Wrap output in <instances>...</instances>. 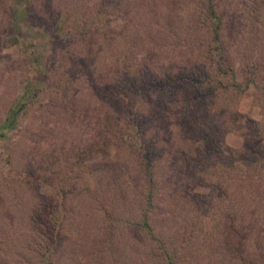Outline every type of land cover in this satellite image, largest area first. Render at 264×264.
<instances>
[{"label":"rangeland","instance_id":"obj_1","mask_svg":"<svg viewBox=\"0 0 264 264\" xmlns=\"http://www.w3.org/2000/svg\"><path fill=\"white\" fill-rule=\"evenodd\" d=\"M78 1H85L88 16L99 7V0ZM4 4L0 0V24L8 25ZM29 4L15 41L0 38V123L10 108L23 103L14 122L1 128L0 264H40L43 245L50 241L53 246L59 238L78 264H147L149 241L129 222L136 214L140 183L131 140L114 135L99 144L96 137L105 159L99 173L72 171L65 178L67 193L57 191L77 148L90 141L94 129L99 131L102 85L94 80L93 87L84 74L99 67V41L91 44L76 36L72 42L53 28L41 30L42 2ZM208 5L214 18L206 16ZM104 7L101 29L107 24L115 28L116 49L141 43L132 45L123 33L164 34L154 46L163 50L151 61L156 73L170 61L200 63V51L213 43L209 24L213 19L219 23L221 63L228 70L216 75L228 88L218 90L207 111L198 109L197 115L207 118L210 131L218 130L221 139L208 149L198 139L186 146L175 138L178 133L172 137L176 159L167 167L172 153L167 157L162 149L157 171L172 175L177 187L162 189L155 216L171 235L174 264H264V0H106ZM111 12L116 13L113 19ZM129 15H135L132 22ZM142 43L149 49L150 41ZM139 55L133 56L134 65ZM40 65L46 69L44 79L38 76ZM231 81L242 90H230ZM58 208L70 210L64 227L73 232L66 237L64 228L49 227ZM103 208L121 217L114 226L106 227ZM59 251L49 255L54 264L65 262Z\"/></svg>","mask_w":264,"mask_h":264},{"label":"trees","instance_id":"obj_2","mask_svg":"<svg viewBox=\"0 0 264 264\" xmlns=\"http://www.w3.org/2000/svg\"><path fill=\"white\" fill-rule=\"evenodd\" d=\"M105 1L99 0V7L91 8L93 9L91 10L92 16H88L83 10V7L86 6L85 1L41 0L43 20L37 24L41 30L46 31L53 28L57 34L59 32L66 34L65 40L72 42L76 36L86 38L87 42L91 44L99 41V67H93L84 73L89 76L90 80H93L89 83L90 85L94 87L95 81L99 82V87L102 85V90L99 91V131L94 129L95 132H93L90 141L77 148L73 160L69 162L68 169L57 184V191L59 195L67 193L65 178L70 177L72 171L83 170L84 175L99 173L105 159L102 158L103 149L97 145L98 138L99 144L114 135L124 136L128 141L131 140L138 158L140 183L137 189L136 214L129 222L136 231H142L149 241L147 264H174L175 256L172 251L174 248L168 244L167 240L171 235L162 225L158 224L159 218L155 215L162 189L167 186L174 187L177 182L170 174L166 176L159 174L157 171L160 167L158 154L162 149H167V157L172 153L170 151L173 145L172 137L174 138L176 133L178 136L175 138L186 146L187 144L193 146L196 139L203 143L204 148L209 149L212 141L219 145L222 134L215 128L210 131V128L213 129V125L209 123V120L207 118L198 120L197 115L198 109L207 111L206 106L218 90L222 92L228 88V84L216 75L228 70L227 66L221 63L222 52L217 42L219 23L213 19L209 24L210 38L208 41L213 43L208 42L209 45L200 51V63L195 60L193 62L180 60L181 63L174 61L172 64L170 61L167 68L162 69L161 73H156L151 68V61L159 58L163 50H156L154 46L156 43L158 44V39L161 40L164 34H154L147 30H143L139 35L132 31L123 33L125 39L131 41L132 45L139 40L141 43L138 44L139 46L135 45V48L126 45L116 49L115 37L118 32L109 24L106 29H101L104 26V17L100 14H102V10L106 9ZM29 2L30 0H5L1 12L6 15L10 14V17L7 16L8 25L0 24L1 39L3 36H11V40L15 41V32L18 30L21 18L24 17L28 6H30ZM204 11L209 18L215 17L214 10L210 5ZM106 12L107 10H105ZM134 16L129 15L127 21H131ZM115 17L116 13L111 12L109 18ZM145 39L147 42H151V45L148 46L149 49L143 47L142 42ZM183 52L186 56H191L192 53L190 50ZM139 53L141 61L134 65L131 60ZM108 57L111 58L109 65L106 61ZM40 66L39 74H37L44 79L46 69H43L45 66ZM72 72L76 75L77 71ZM229 87L230 90H242L236 81H231ZM22 104L8 110L5 117L6 122L0 123V136L3 135L1 128L14 122ZM169 124L174 125L175 129L169 130L167 128ZM171 156L169 161H166L169 168V163L176 159L174 153ZM89 158L94 160L88 164ZM184 160L183 158L182 161ZM175 186L177 187V185ZM86 188L92 190L90 186H86ZM55 212L52 224L49 226L51 221H48L49 223L47 222L46 225L52 230L64 228V237H66L67 233L73 232V229L70 231L68 227H64L65 216L70 210L58 208ZM103 215L107 221V228L114 226L115 221L121 218L113 209L108 208L104 209ZM51 234H54V231H51ZM60 239L62 238H59V241L55 242L56 244L53 242V246L50 245L52 244L50 241L43 245L39 256L40 264H54L53 261H50L49 255L55 250H61L66 255L65 262L62 264H71L72 260L73 264H78L74 251L67 250L66 253L63 251L64 246L60 244Z\"/></svg>","mask_w":264,"mask_h":264}]
</instances>
